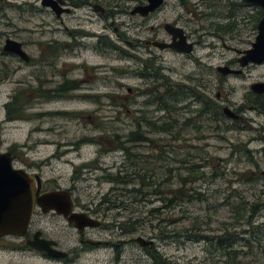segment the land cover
Instances as JSON below:
<instances>
[{"label": "rangeland", "instance_id": "374dc122", "mask_svg": "<svg viewBox=\"0 0 264 264\" xmlns=\"http://www.w3.org/2000/svg\"><path fill=\"white\" fill-rule=\"evenodd\" d=\"M65 1L71 13L56 17L41 6L40 0H0V46L5 36L16 38L26 42V50L34 59L33 66L23 67L12 80L0 85V145L6 149L12 144H27L32 147L28 158L34 162L61 152L58 159L43 168L42 178L57 181L61 188L75 186L74 196L81 205L93 211L99 208L93 217L102 226L93 229V241L101 245L93 247V252H82L79 258L64 261L27 249L20 238H0V264H155L151 251L171 264H223L225 252L211 238L224 237L226 232L234 239L232 250L238 260L264 264V110L254 105L257 95L251 91L252 85L264 83V63L244 68L235 63L232 69L240 70L239 75L223 76L216 71L238 59L239 52L251 48L257 35L253 21L260 8L240 7V0H167L143 19L130 15L136 2L98 0L76 7L80 0ZM95 4L105 9L104 17L92 9ZM165 23L181 28L189 42H201L191 57L155 49L160 57V75L167 77L170 85L180 87L193 88L206 82L213 100L219 91L222 100L240 106L242 112L237 121L223 118L221 111L219 117L207 112L198 118L202 106H190V92L181 91L179 122L172 134H147V128L141 125L140 131L154 143L124 144L132 155L139 156L138 165L147 168L142 170L145 179L154 183L148 189L141 186L143 193H137L132 191L139 186L136 182L125 186L108 180L115 174L129 178L135 169L122 150L108 145L107 138L115 135L124 139L135 131L141 109L159 124L164 114L144 106L143 97L128 106L118 99L108 100V95H125L127 87L141 88V80L133 70L141 68L136 59L147 53L142 51L143 45L138 48L134 44L151 37L169 40L162 28ZM229 23L235 29L225 35L217 32L218 25ZM72 34L77 36L73 44ZM100 37L116 49L99 51L96 42ZM54 40L73 48L66 46L56 57L48 50L43 54L44 43ZM41 56L46 60L37 65ZM98 66L106 70L93 69ZM42 69L50 85L81 81L83 91L78 92L96 95L94 101L64 98L31 106L34 112L66 111L71 117L81 116L77 121L59 117L29 121L26 116L7 122L4 104L16 88L13 80L35 84L43 78L39 73ZM188 119L190 124L183 126ZM178 129L180 140L174 139ZM81 139L90 143L74 150L70 143ZM92 161L93 171L72 183L73 168ZM190 193H201L202 197L175 202ZM105 196L121 202L122 207L103 211L106 205L98 204ZM32 221L44 237L55 239L64 249L79 244L76 233L55 214L37 213ZM138 238L152 244L141 246L136 242Z\"/></svg>", "mask_w": 264, "mask_h": 264}, {"label": "flooded vegetation", "instance_id": "af4514ba", "mask_svg": "<svg viewBox=\"0 0 264 264\" xmlns=\"http://www.w3.org/2000/svg\"><path fill=\"white\" fill-rule=\"evenodd\" d=\"M180 1L181 2H185V1L188 2L190 0H180ZM240 1H242V0H240ZM134 2H136L134 4L135 6L146 4V0H141L140 3H138L137 1H134ZM202 2H203V0H202ZM66 4H68V2H66ZM240 7L257 8V5L245 2L244 5L240 4ZM150 15L151 14H149L148 16H145V17H142L140 15H132V16H138L140 18L146 19ZM257 15H258L257 17L258 18L260 17V19H261V17H262L261 8L257 10ZM101 16L104 17L105 15H101ZM171 25H173V24H171ZM162 28H163V26H162ZM151 29H153V28H151ZM184 35H185V33H184ZM71 37L73 38V41L71 42V44H73L74 40L77 39V36L72 34ZM186 38H187V41L189 42L187 36H186ZM7 40L15 41V42L20 44L19 49L22 52V56L17 54L15 51H11V50L7 51L4 49ZM58 42L59 41L54 40L53 42L44 43V46H43L44 52H42V53L44 54L45 52H47V50L49 51L50 45H55L54 47L55 48L57 47L59 49V53L61 52V50L65 51L66 46L68 48H73L67 42H66L67 45H65V43H63L64 45L63 44L59 45ZM134 42H136V41H134ZM154 42L170 43L171 38L169 36V40L164 41V40L157 39V37H151V39H145L142 42H137L136 44H134V45H136V47H138V45H143L142 51L144 53H147L146 57L141 56V57L136 59L138 62H140L141 68H139L137 70H133L134 74L137 75V77H139L141 80V84H142L141 88L140 87H134V88L127 87L126 88L127 94H125V95L114 96L113 94L109 93L108 100L118 99V101L125 102L129 106L131 101L134 102V101H136V98L143 97L144 98V102H143L144 106L154 107L155 110L153 111V113L161 112L160 109H158L156 107L155 103L148 105L150 100L155 101L157 99V96H159L163 90L162 85H161L162 84V80H161L162 76L160 75L161 70H162L161 66L159 64L160 57H158L154 53L155 49H157V50H161V49H158L157 47H155L153 45ZM200 42L201 41L189 42L193 46L192 53H190V54H181V53H178L172 49H164L161 51H170L172 53L180 54L181 56L191 57L196 46H198V44H200ZM96 45L99 48L98 49L99 51L116 49V48H114V44H112V42L105 41V39L103 40V38H101V37L99 38V41L96 42ZM129 45H131V44H129ZM26 46H27L26 42L18 41V40H16V38L5 36L4 42H2V44L0 46V85L4 84V82H7L8 80H12V78L15 77L19 71L23 70V67H27V66H31V65L33 66V62H34L33 56H32V54L27 52ZM138 48H140V47H138ZM45 60H46V57L43 58V56H41L37 60V65H39L40 63H43ZM235 63H238V59H232V60L228 61L224 65V67H227L231 70H235V69H232V66H234ZM13 64H14V66L10 67ZM93 69L94 70H97V69L98 70H106V68L102 67V66H98V67L93 68ZM39 73H41V76L43 78L41 80L37 79L35 84L29 83V84L25 85L24 83L16 82V80H13L16 84V88L14 89L13 95L10 97V100L4 104L5 116H7L8 109H10V110L12 109V105H14V103H21L23 105L22 110L26 113L27 118H29L28 119L29 121L30 120H44L45 118L55 119L56 117L64 118V119L68 118L69 120H71V119L75 120L76 119V121H77L80 119L81 116L71 117L70 114L66 111L34 112L32 110L33 108L31 106L34 103H39V102L45 103V102H50V101L64 100V98H66V99L67 98H73V99L76 98V99H80V100H84L83 98H88V99L94 101L93 98L96 97V95H93L90 92H84V94H80L78 92V91H83L84 85L82 84L81 81H75L74 80V81L66 82V80H65L64 83H61L58 85H50L48 78H46V75H47L46 70L42 69L41 71H39ZM240 73H242V72H240ZM229 75H232V74H229ZM94 76H96V75H94ZM125 76L127 77L129 75L126 74ZM225 76H228V75H225ZM160 80H161V82L159 83ZM192 87L193 88H190L189 86L188 87H183V86L180 87L179 84H175V83L171 84V88L174 90L173 95H175V96L177 94V91L181 92V91L186 90V91L190 92L189 97H192L190 100V103H189L190 106L193 105L192 103H199L202 106L200 111L198 112V115L203 116L205 113L203 114L201 112H203L204 110L209 111V109L212 107L213 109L218 110L217 112L221 111L223 118H227V119L234 120V121H237L239 119L240 113L242 112V109L240 108V106H236L234 104H230L229 102H225V100H222V96H221V93L219 91L216 92V94L214 96L215 99L213 100L209 96L208 84H206V82L205 83L202 82V84H200V86L195 85ZM182 88H184V90ZM70 92H74V94L71 95ZM75 92H78V93H75ZM254 94H256V93H254ZM256 95L257 96H255V100L258 99L260 96L262 97L263 94H256ZM100 97H103V96H100ZM134 98H135V100H134ZM178 102L175 103L174 107L177 108ZM254 105H256L255 101H254ZM225 108H228L231 111H233L238 116V118L232 119V118L226 116L224 114ZM139 111H140L139 112L140 114L142 111L146 112V110H144V109H141ZM127 113L129 116L132 115L130 110H127ZM177 113H178V111L175 113L172 112V117L174 115L176 116ZM5 119L7 122H16L19 120H23V119H18V118L9 120V119H7V117ZM150 119L152 121H154L155 118H150ZM88 120L90 122H93L92 117H88ZM137 121L135 120L134 128H135V130L136 129L140 130L141 124L139 126H137L136 125ZM35 130H38V128H36ZM0 142H1V140H0ZM88 143H90L88 140L81 139V140H76V142L70 143V144L74 150H80L81 146L88 145ZM31 149H32V147H30L27 144H22L19 146L17 144H12L9 147H7L6 149H3L0 145V155H8V157L11 160L12 169L13 170H20L25 175L31 177L33 180V184H34V194H35L34 197H35V199H34V204H33L32 217H31L30 223L28 225V228H27L24 236L22 238H20L22 244L25 245V247L27 249L32 250L31 248H29L27 246L26 242L28 240H31L33 238V235L36 232H40L42 238L53 240L55 242V248L66 254V256L63 259H58V260H64V261L71 260L72 261L75 258H79L82 252H93V247H97V246L101 245L100 242H97L98 244H94L95 241H93V229H94L93 227L84 226V227L78 229L74 226L73 223L69 224L62 216L57 215L54 212H48V213L55 214V215L59 216L60 218H62L64 220V222L67 224V226L76 233V236L78 237L79 244L76 247H73L71 249H68L67 247L64 249L62 247V245L60 244V242H58L52 238L44 237L43 233L39 229L34 228V222L32 221L34 215L37 213H42L40 207L36 203V198L43 195V194H46L48 192H52V191H66L69 194V196L71 198V202H72V212L73 213H79V214L83 213V214H86L91 219H93L94 217H93V208L81 205L79 200L74 196V193L76 192L75 186L72 185V187H70L69 189L68 188H61L59 186V184L57 183V181H55V180H48L47 181V180H44L42 178L43 168L45 166H48L50 164L49 161H51L52 159H54V160L58 159L61 155V152L56 153L55 155L51 156V158H49L45 161L34 162L30 158H28V151ZM90 171H93V161L90 162L89 164H85L84 166H82L80 168H76V167L73 168V172L71 174L72 183L79 180L81 175H84L85 173H89ZM35 177H38V179H39V183H40L39 191L37 189L38 187H37V182L35 180ZM48 213H46V214H48ZM42 214H44V213H42ZM101 226H102V223H101L100 227ZM65 237L67 238L68 236H65Z\"/></svg>", "mask_w": 264, "mask_h": 264}, {"label": "water", "instance_id": "95a60500", "mask_svg": "<svg viewBox=\"0 0 264 264\" xmlns=\"http://www.w3.org/2000/svg\"><path fill=\"white\" fill-rule=\"evenodd\" d=\"M167 0H146L145 5H137L132 8L130 15H140L142 17L152 14L158 10ZM250 4H255L262 10V17L257 24V35L251 48L239 52L238 64L241 68L249 64L260 65L264 63V0H242ZM42 7L50 9L56 17L61 14H69L71 9L65 7V0H40ZM92 9L103 15L105 9L100 5H92ZM163 30L170 36L171 42H154L153 45L158 49H172L181 54L192 53L193 46L187 41L184 31L165 23ZM20 44L7 40L5 50L15 51L22 56ZM216 70L222 75H238L240 70H231L227 67H217ZM251 91L256 94H264V83H258L251 86ZM224 114L232 119L238 116L228 108L224 109ZM264 139V138H263ZM264 175V172L262 173ZM37 189L39 191L40 183L38 177H35ZM34 184L31 177L25 175L20 170H13L11 160L8 155H0V238L16 237L22 238L28 228L32 217L34 204ZM36 203L41 212L46 214L54 212L62 216L69 224H74L78 229L88 226L99 228L101 221L91 219L86 214L72 212V202L66 191H52L36 198ZM141 246L151 245V241H144L141 238L136 240ZM32 250L44 254L46 257L54 260L63 259L66 254L55 248L53 240L41 237L40 232H36L31 240L26 242ZM94 244H98L95 242Z\"/></svg>", "mask_w": 264, "mask_h": 264}, {"label": "trees", "instance_id": "16d2710c", "mask_svg": "<svg viewBox=\"0 0 264 264\" xmlns=\"http://www.w3.org/2000/svg\"><path fill=\"white\" fill-rule=\"evenodd\" d=\"M87 1H94V2H99L98 0H80L78 1L76 4V7H80L84 4L87 3ZM126 1H137L138 3L141 2V0H126ZM73 4V3H72ZM241 5H244L245 2L244 1H240ZM74 5V4H73ZM75 6V5H74ZM227 18H231V15H228ZM260 17L256 18L253 21V25L254 28H257V24L259 22ZM235 29V27H233V24L229 23L227 25H223V26H219L216 27L217 32H221L223 35L229 33L232 31V29ZM55 45H50L49 46V51L54 54V57H56L59 54V49L56 47H54ZM162 80V93H160L159 96H157V99L154 100H150L149 104H154L156 105V107L158 109H160L161 112H163L164 116H163V120L162 123L159 124V122L156 120L152 121L150 119V117L147 116V113L142 111L141 114L139 116H141L140 118H138L137 120V126H139L140 124L145 126L147 128V134L148 133H161V134H172V128L176 129L177 125H178V113L176 114L177 117L173 118L172 117V112L175 113L177 112V108L174 107L175 103H177L178 101L183 100V94L180 91H177L176 96L173 95V89L171 88V85L168 82L167 77L162 76L161 78ZM172 89V90H171ZM263 97H259L258 99L255 100V104L256 106L259 107V109L261 108L262 110H264V99ZM22 104L21 103H14V105H12V109H8L7 111V119H26V113L22 110ZM218 110L213 109L212 107L208 110H204L201 113H207L209 112L211 115L213 116H217L219 117V113L217 112ZM198 118L202 117L200 115L197 116ZM166 120H165V119ZM159 120V119H158ZM190 124V119L185 120V122L182 124L183 126H186ZM175 126V127H174ZM196 127V126H195ZM198 127H196L197 129ZM176 136L174 137V139L176 140H180L181 138V130H177ZM87 140V139H86ZM108 145H110L111 147H113L114 149L117 148L119 150H122L123 153H125V155H127L128 157L126 158L127 160L130 161L131 163V168H134L135 170L128 174L129 178H127V175H119V174H115L114 176H108V180L110 182H112L115 185H129L132 184L134 185V182H136L137 184H139V186L136 188H133L132 191L137 192V193H143V190H141V186L144 187V189H148L149 187H151L154 183L153 182H149L147 181V179H145V174L142 173L143 168H146L145 165H138V157L139 156H135L132 155L130 150H129V146L124 144H132V145H136V144H141V143H154L153 139H150L148 136H144L143 132H141L139 129L130 132L124 139H120L117 136H113V137H108ZM164 145H161V153L163 151L162 147ZM153 147V146H152ZM135 156V157H134ZM145 164V163H144ZM147 169V168H146ZM185 179H181V181H183ZM188 182L184 183V186L187 184ZM162 194V193H161ZM179 195H181V191L179 192ZM175 196V195H174ZM202 197L201 193H195L194 194H188V196L183 195L182 198H173L176 201H184L187 200L186 198H188V200L196 198V199H200ZM163 200H165V198H162ZM168 203H172L173 200L171 199H167ZM174 202V203H175ZM100 205H106V208L103 209V211L105 210H115V209H119L122 207L121 202H117L116 199H113L111 197L105 196L101 199V202L98 204ZM98 206V207H99ZM99 208L96 209V211ZM95 210L93 211V213H97ZM155 211V210H154ZM119 227V225H118ZM226 232V231H225ZM212 241L215 239V246H217L219 249L223 250L225 252V260H223V264H244L242 261L238 260L237 256H236V252L234 250H232L233 244H234V239L232 238V235L227 233L225 234V236H216V238H211ZM150 256L152 257L153 261L155 262V264H171L170 262L163 260L162 257L155 251H151L150 252ZM160 261L162 263H160Z\"/></svg>", "mask_w": 264, "mask_h": 264}]
</instances>
